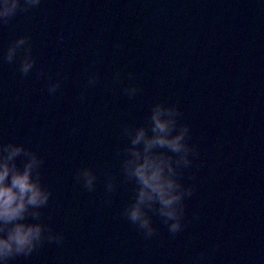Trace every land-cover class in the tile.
Wrapping results in <instances>:
<instances>
[{
    "label": "water",
    "instance_id": "water-1",
    "mask_svg": "<svg viewBox=\"0 0 264 264\" xmlns=\"http://www.w3.org/2000/svg\"><path fill=\"white\" fill-rule=\"evenodd\" d=\"M20 35L36 65L22 76V53L0 62V141L43 158L52 195L41 212L64 240L12 264H190L199 252L205 264H264V0H41L0 26V57ZM90 71L100 79L81 101ZM128 72L140 89L132 99ZM49 77L63 78L55 95ZM158 101L180 108L203 163L195 180L192 169L182 178L196 189L183 230L172 236L153 215L158 234L145 241L119 215L132 186L115 153L127 143L121 125L143 123ZM84 167L97 175L94 192L74 179Z\"/></svg>",
    "mask_w": 264,
    "mask_h": 264
},
{
    "label": "clouds",
    "instance_id": "clouds-1",
    "mask_svg": "<svg viewBox=\"0 0 264 264\" xmlns=\"http://www.w3.org/2000/svg\"><path fill=\"white\" fill-rule=\"evenodd\" d=\"M41 0H0V26H8L18 14L38 8ZM118 48L119 45H116ZM19 55L18 71L28 76L36 65L30 37L20 35L8 45L0 62L13 64ZM45 76L44 68L36 70V79ZM66 78V77H64ZM62 79L48 78L47 92L55 93L62 86ZM98 72L87 74V83L80 92L81 101L86 91L99 82ZM130 81L122 88L129 98L140 91L137 75L127 73ZM120 71L113 74V81L120 83ZM182 112L176 104L158 101L152 104L143 123H124L120 136L127 143L116 149L120 159V182L130 184L132 196L119 215L128 220L141 233L145 241L157 236L152 222L153 215L161 218L168 233L175 236L184 228L185 201L195 192L194 184H185V171L189 180H195L202 161L199 152L190 143L189 124L181 122ZM73 133L78 129L73 128ZM43 158L23 143L0 141V264H12L19 257L27 258L45 244H62L64 236L45 222L41 209L48 206L52 195L42 177ZM74 179L88 192H94L97 175L90 167L78 169ZM117 187V177L105 178V192L112 194ZM108 201L106 200L105 203ZM195 217V214H193ZM51 220V216H48ZM204 252L192 257L190 264H205Z\"/></svg>",
    "mask_w": 264,
    "mask_h": 264
}]
</instances>
